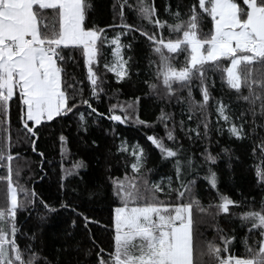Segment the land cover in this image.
<instances>
[{
  "label": "snow or ice",
  "instance_id": "6c2138e0",
  "mask_svg": "<svg viewBox=\"0 0 264 264\" xmlns=\"http://www.w3.org/2000/svg\"><path fill=\"white\" fill-rule=\"evenodd\" d=\"M88 7L86 0H0V161L13 160V155L6 153L11 147L9 113L14 97L19 102L20 123L33 152L36 151V140L31 138L37 137L40 129L47 126L44 122H54V118L65 119L70 113L76 116L82 106H87L90 115L104 116L92 103L100 100V93L104 91L102 78L94 70L102 55L101 46H113L111 53L115 62H105L104 68L113 72L119 82L129 76L131 57L125 59L122 50H131L135 33L145 37L158 56L156 74L158 78L162 77L168 98H175L177 103L186 99L189 111L194 108L200 110L201 119L197 126L189 128L186 134L190 139L194 136L196 140L207 141L201 153L203 164L207 166L203 179L212 189L217 186V174L212 166L219 159V153L213 155L210 150L213 131L218 136L226 130L229 138L251 139L253 154L259 153L264 161V0H242V3L238 0H192L187 6V19L182 18L180 11L170 12L176 21L171 24L160 19L155 0H121L114 5L119 9L122 21L125 9H130L151 25V31L135 23L103 28L89 25L86 21ZM205 20L210 23L207 32L201 29ZM109 29L115 30L111 37L107 35ZM124 36L131 37L126 44L121 40ZM70 48L82 50L83 64L87 68L90 96L81 97L79 102L74 97L78 92L83 93L84 88L63 78V62L72 59L65 52ZM181 53L184 54V63L174 67L170 61ZM216 69L221 71V79L226 80L228 88L236 90L237 98L248 102L247 111H242L238 117L230 114L229 105L222 97H212L210 88L215 86V81L209 78V73ZM79 83L83 85V81ZM149 87L155 89L156 85L150 84ZM194 87L199 90V100L193 95ZM245 88L248 94L242 95ZM178 89H187V97L179 95ZM117 107V104L111 105L106 118L114 124L127 125L128 116L116 114ZM127 107L132 108L133 105L128 104ZM208 107L216 114L214 129L211 112L205 111ZM249 115L252 117L250 122L247 119ZM159 119L165 124L167 140L177 143L173 131L167 128L169 116L163 110ZM188 119H192L191 115ZM79 120V127L87 131L83 113H80ZM257 120L261 122L257 123ZM138 122L148 126L147 121ZM184 127L181 122V128ZM146 140L159 150L162 159L172 160L178 187H172L173 179L170 177L167 194L175 192L182 202L173 205L158 200L156 193L165 189L143 178L146 154L138 143L131 145L130 154L134 157L131 169L138 175L131 187L121 181L119 184L114 182L112 188L113 197L119 201L109 220L110 246L114 251L105 257L104 249L96 243L95 234L89 229L90 223L98 222L83 216L82 223L86 233H90L87 238L92 246L84 252L88 257L85 264H264V201H261L259 211L249 210L240 214L242 226L257 236L251 244L247 237L243 241L248 255L223 257L221 253L229 251L228 245L235 236L221 234L222 246L211 241L205 246L200 240V221L194 215L193 206L201 214L231 216L232 208L239 203L224 195H219L217 203L207 207L202 206L199 199L183 202L185 192L181 189L191 195V188L199 177L193 158H181L180 148L166 145L155 135L146 136ZM59 141L63 146L66 137L61 134ZM128 147L122 140L117 151H127ZM220 151L228 155L230 150L221 148ZM43 155L40 153L41 157ZM75 166L82 167L83 164ZM190 171L195 173L193 179L185 180ZM256 175L257 182L264 184V167L257 166ZM63 178L61 176V180ZM0 179L8 180L7 207L0 208V264H50L46 257L33 251L31 245L21 249L17 243V188L13 187L9 177ZM135 180H140V183ZM32 202L26 200L25 206ZM130 203L134 206L130 207ZM40 207L48 213L57 211L55 206L43 201ZM60 207L68 205L61 204ZM72 211L76 212V209ZM76 215L80 217L83 214L76 212ZM75 224L73 220L72 225ZM218 232L222 233V230L218 229ZM92 249L96 251L93 253ZM205 256L208 257L207 262L203 259Z\"/></svg>",
  "mask_w": 264,
  "mask_h": 264
},
{
  "label": "trees",
  "instance_id": "16d2710c",
  "mask_svg": "<svg viewBox=\"0 0 264 264\" xmlns=\"http://www.w3.org/2000/svg\"><path fill=\"white\" fill-rule=\"evenodd\" d=\"M86 2L89 5L86 14L89 25L103 28L106 25L135 23L149 31L152 30L147 21H143L130 9H125L122 21L119 9L114 7L121 0H86ZM191 2L192 0H155L160 19L170 24L176 22L170 12L180 11L182 18L187 19L185 14ZM238 2L242 3V0ZM209 28V21H203L202 31L207 32ZM114 34L115 30H107L109 37ZM135 35V40H131L130 36L121 37L125 44L131 40L132 48L122 50L125 59L128 57L131 59L129 76L119 82L113 72L104 68L105 62L111 61L113 46H101L102 55L99 57L98 64L94 66V70L102 78L101 86L104 91L100 93V100H93L92 103L99 113H104V116L97 118L96 114L90 115L87 106H82L76 116L70 113L65 119L54 118V122H44L47 126L40 129L37 137L31 138L36 140V151L33 152L32 145L28 142L29 137L20 123L19 102L16 97L10 102L11 147L6 155L12 154L13 160L0 161V177H9L13 187L17 188L19 205L16 214L17 243L21 249L31 245L32 250L39 256L46 257L50 264H85L88 257L84 255V252L92 247L87 238L90 233L95 234L93 238L104 249L106 258L108 253L114 251V248L110 246L109 220L112 209L119 206V201L113 197L112 188L114 182L119 184L121 181L131 187L132 181L138 175L131 169V163L134 161V157L130 154L131 145L138 143L146 154L143 162V178L165 189L163 192L156 193L158 200L173 205L182 202L175 192L171 195L167 194L170 177L173 179L172 187H178L172 160L161 158L159 150L146 140L148 135L162 138L168 146L180 148L181 158H193L199 177L191 188V195L187 190L181 189L185 192L183 202L199 199L201 205L207 207L209 204H216L219 195H224L239 203V206L232 208L231 216L222 213L215 216L209 213L201 214L195 209V205L193 206L194 215L200 221L198 224L200 240L205 246L209 241L221 245L219 236L222 233L218 232V229L221 230L220 219L243 223L240 219V214L245 212L243 209L259 211L261 201H264V184L257 182L256 175L257 166L264 167V161L259 153L253 154L251 139L237 140L229 138L226 130L219 136L213 131L210 150L213 155L219 153L217 163L212 166L217 174L216 188L212 189L203 179L207 166L203 164L201 153L207 146V141L196 140L194 136L190 139L186 134L189 128L197 126L201 119L200 110L194 108L189 111L186 99L183 103H177L175 98L171 100L168 98L162 77L158 78L156 74L158 56L153 53L145 37L140 36L139 33ZM164 35L168 36L167 29ZM65 52L72 59H66L63 62V78L69 83L75 81L77 85L84 88L83 93L78 92L74 97L79 102L81 97L90 96L82 50L70 48ZM170 62L174 67L182 66L184 54L181 53ZM209 78L215 81V86L210 88L212 97L214 99L222 97L229 105L231 115L238 117L242 111H247L248 102L238 99L236 90L228 88L226 80L221 79L219 69L210 72ZM80 81H83V85H80ZM150 84H155L156 88H150ZM174 87L178 88V85L174 84ZM178 94L186 98L187 89H178ZM247 94L245 88L242 95ZM193 95L197 100L200 99L199 90L195 87ZM70 99H72L71 96ZM113 104L118 105L116 114L128 116L127 125L114 124L106 118ZM128 104H132L133 107L128 108ZM162 110L169 116L167 128L173 131L177 141L175 144L167 140L165 124L159 119ZM205 111L211 112L210 120L214 129L215 111L211 107L206 108ZM80 113L84 114L87 131L79 127ZM189 115L192 117L191 120L188 119ZM137 118L147 121L148 126L140 125ZM247 119L250 122L252 117L249 115ZM181 122L185 126L183 129ZM260 122L257 120V123ZM0 133H2V127H0ZM61 134L66 137V143L63 146L59 141ZM122 140L129 147L127 151L118 152L117 148ZM93 141L96 143L93 144ZM221 148H228L229 154L225 155L220 151ZM40 153L44 154L43 157ZM81 163L82 167L75 166ZM194 175L195 173L190 171L184 178L192 180ZM61 176L64 177L63 180ZM135 182L140 183V180ZM7 183V179H0V208L7 207ZM25 191L28 193L27 196ZM32 193L35 195L33 196ZM26 200L33 202L25 206ZM41 201L55 206L57 211L45 212L40 207ZM61 204H66L68 207L62 208ZM129 206L134 204L130 203ZM73 208L83 215L77 217L76 212L72 211ZM83 216L98 222L89 224L90 233H86L84 229ZM73 220L76 221L75 226L72 225ZM92 251L94 253L96 250L92 249ZM25 258H27V252H25ZM203 259L208 261L207 256Z\"/></svg>",
  "mask_w": 264,
  "mask_h": 264
},
{
  "label": "rangeland",
  "instance_id": "374dc122",
  "mask_svg": "<svg viewBox=\"0 0 264 264\" xmlns=\"http://www.w3.org/2000/svg\"><path fill=\"white\" fill-rule=\"evenodd\" d=\"M111 61L110 63L115 62V57L111 55ZM247 210V209H243ZM220 225H221V230L222 234L225 236H235V239L233 242H230L228 245L229 251L227 252H222L223 257H228V256H239V257H246L248 253L245 250L244 246V240L247 237L249 244L255 239H257V236L255 233H249L245 232L243 230L242 223L237 222V221H226L223 219H220ZM223 242L221 241V246Z\"/></svg>",
  "mask_w": 264,
  "mask_h": 264
},
{
  "label": "bare ground",
  "instance_id": "6f19581e",
  "mask_svg": "<svg viewBox=\"0 0 264 264\" xmlns=\"http://www.w3.org/2000/svg\"><path fill=\"white\" fill-rule=\"evenodd\" d=\"M243 230L247 233V232H249L248 231V228L246 227V226H243ZM234 240H231L230 242H233Z\"/></svg>",
  "mask_w": 264,
  "mask_h": 264
}]
</instances>
